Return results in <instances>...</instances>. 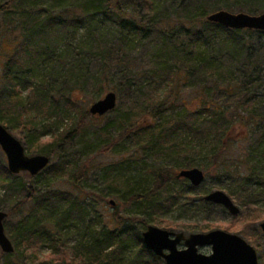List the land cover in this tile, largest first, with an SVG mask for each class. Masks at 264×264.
I'll list each match as a JSON object with an SVG mask.
<instances>
[{
    "label": "trees",
    "instance_id": "trees-1",
    "mask_svg": "<svg viewBox=\"0 0 264 264\" xmlns=\"http://www.w3.org/2000/svg\"><path fill=\"white\" fill-rule=\"evenodd\" d=\"M220 10L260 14L264 0L0 2V40L15 44L0 76V124L23 129L27 149L58 160L38 176L25 173L30 181L44 176L45 186L27 182L24 201L9 199L8 215H19L17 222L5 224L15 252L2 253L0 264H165L144 245L142 233L150 225L144 215L173 232L184 228L155 218L173 210L203 214L204 222L229 215L204 196H194L201 186L178 177L197 167L205 181L215 174L216 188L254 221L264 214L258 206L264 203V134L248 149L249 169L242 166L243 157H228L237 142L252 135L249 126L264 121V102L248 99L251 88L256 92L264 84V32L207 21ZM111 85L118 105L109 112L108 125L117 135L100 128L92 140L85 135L84 150L111 151L119 138L126 139L123 149L137 150L127 167L106 168L109 188L139 206L130 217L115 211L114 229L87 222L86 197L80 195L89 159L66 157L75 136L84 139L90 127H97L96 116L79 110L77 96H101ZM187 87L194 97L183 100ZM104 134L106 143L99 140ZM73 166L75 195L49 187ZM115 171L117 176L108 175ZM7 176L16 177L0 162V184ZM71 227L77 231L68 233Z\"/></svg>",
    "mask_w": 264,
    "mask_h": 264
},
{
    "label": "rangeland",
    "instance_id": "rangeland-1",
    "mask_svg": "<svg viewBox=\"0 0 264 264\" xmlns=\"http://www.w3.org/2000/svg\"><path fill=\"white\" fill-rule=\"evenodd\" d=\"M0 2H2V0H0ZM231 13H246V12L234 11ZM250 15H253V14H250ZM254 15H259V14H254ZM3 20H4L3 15H0V24L2 27L1 35H2V31H3V26H2ZM14 46H15V44L11 43L8 39H1L0 40V76L3 72L2 71L3 70V67H2L3 63L6 61L8 55L10 53H12V51L14 50ZM111 89H112V85H111L110 89L104 91L101 96H96L93 98L91 96H77V100L80 101L79 110L80 111L83 110V112L89 113L90 106L94 102L102 99L106 93L113 92ZM189 89L190 88L187 87V88H184L182 90L181 93L183 96V100H189L190 98L194 97V92H191ZM163 92L164 91H162V93ZM27 93H28V91L24 92V94H27ZM248 97H249L248 99H251L253 97H257L258 100H262L264 102V84L256 92L251 88L250 92L248 93ZM117 105H118V103H117ZM122 110H125V108H123ZM179 111H181V108H179V105H178L177 112H179ZM78 116L79 115H77L76 117L78 118ZM112 116H113L112 113H108L102 117H97V116L94 117L95 120H93V122L95 125H97V127H90L87 130L88 132H86L84 134V139H82L83 138L82 134L80 137L75 136L74 140L72 141L73 144L71 145V147L69 148V145H70L69 144L64 148V149L69 148L67 153H66V157L73 159L72 156L74 155V157L80 161H84L86 159H89L88 162L85 163L87 165L86 171H85V173H87V181L85 182V184H83L85 187V191H84V193H82L80 195L81 197H86V201L84 203V206L86 208V213H87V218H86L87 222L93 227L97 226L99 228V227H103L104 225H107L110 229H114L116 227V223H114V221L112 219V215L115 213V211H118V214L125 216V217H130L135 213H139L138 212L139 206L137 204H128L125 201L126 198L122 197V195H120L121 193H117V189H110L109 188L110 184L105 181V177L107 176L106 168H108V166H110V165L120 166L121 165L122 168L127 167L129 163H132L129 160L134 155L133 152L137 151V150L132 151L130 149H123V147L127 145V142L125 144L126 139L124 140V138H119L116 141L117 145L116 146L114 145L115 147L111 151H108L105 153H101V152L97 151V148L94 145L93 146L95 148L94 149L95 151L92 154L89 153V151L84 150V144H86L85 143L86 142L85 141L86 140L85 135H87V137L90 138L89 140H92L91 138L96 137V135L98 136L97 132L100 128L105 127V128H107L109 134H112L113 136L117 135L114 128H111L108 125V119L111 118ZM75 121H76V119H75ZM90 123H92V122H90ZM1 125H5V124L1 123ZM67 126L68 127L70 126V122H67L65 124V127H67ZM7 127H8L9 132L15 138H17L23 144L24 147H26L25 150H26V154L28 156L32 157L35 155H45L41 152V149H39V150L27 149L28 147L26 146V144H27L26 143V134H25V131L23 129L16 128V127L12 128L9 126H7ZM249 129L252 131V135H248L246 137V139H244L242 142L241 141L237 142L231 148V150L228 153L229 158L238 159V158L243 157L246 160V162L244 160H242L241 163L243 164L242 166H245L246 169L250 168L248 161H247L248 149H249V147L252 146L253 142L256 140V138L259 136V134H264V121H262V122L259 121L258 123L250 125ZM62 130L63 129H61V132H62ZM261 130H262V132H261ZM74 135L75 134H73V136ZM106 139H107L106 134L99 137L100 142L102 141L103 143L104 142L106 143ZM50 141H51L50 137L45 138L42 141V144L44 145ZM96 142H97V140L95 139V141L93 143H96ZM103 143L100 144L101 147L103 146ZM40 148H42V147H40ZM124 150H126V151H124ZM260 152H258L257 155H259ZM138 156H139V154H138ZM261 156H259V157H261ZM144 159H145L144 163H146L148 165L151 163V161L147 160V158L144 157L143 160ZM57 161H58L57 158H55V157H54V159L51 158L50 164L52 166H55ZM0 162H1V164L3 162H5L7 165L6 156L2 152L1 148H0ZM139 163H142V162H139ZM242 169H244V168H242ZM123 170L124 169H121V172ZM75 171H76V167H74V166L71 167L66 172L67 175L64 178H62L58 181H51L52 184L49 187H51L53 189H58L61 192H65V193H68L70 195L71 194L75 195V193H77V191H76L75 187L72 185V182L70 180L71 176H73L71 174H73V172H75ZM117 172L118 171H115L113 173H109L108 175L110 177H115V176H117L116 175ZM13 176H16V177L7 176L5 178V180H2L3 184H0V200L7 201V202L2 203L0 205V211H3L7 214H9L10 209H11L10 208V201H9L10 198L15 199L17 202H21V199H22V201L25 200L26 194H27V186H28L27 182H30L31 184H37L38 186H45V184H47V182H48L45 179V177L42 175L39 177H36L34 180H31V181L27 178L25 173H21L18 175L13 174ZM123 182L120 183L121 186H123ZM216 183H217V179H216L215 174H214L212 177L208 178L201 185L199 190L196 193H194V196H197L200 198V197H203V196L207 195L208 193L216 191V190L223 191L227 194V192L225 190L216 188V185H217ZM111 202H114L115 205H111ZM127 204L129 206H127ZM235 204L241 210L240 215L238 217H232L230 214L229 215L223 214L221 222H216L214 220H211V222H209V221L204 222L205 217L203 218V216H204L203 214H198V215L192 216V214H190V213L187 214V213H183V211H177V210H173L172 212L160 215L155 219L159 220V222L171 223L173 226L176 224L175 227L184 228L182 232H184L186 234L201 233L198 230L200 228V226L209 227L210 231H213V230L226 231V229L230 227V228H232V231H226V232L238 235V236L242 237L244 240H246L247 243H249L251 246H253L256 249L258 256L261 258V260H259L260 263L264 264V234H262L261 229H260V224L264 222V214L261 215L260 218H258L254 221V219L249 217L248 210H245L242 207H240L237 204V202H235ZM8 205H9V207H8ZM27 206H31V203L26 205L24 208L27 209ZM258 206L264 212V203L259 204ZM143 218H146L150 222L149 226L152 225V226H156V227L161 228V229H165L163 224L160 225V224L154 223V219L150 218V215L149 216L144 215ZM18 219H19V215L13 212L10 215H8V217L4 221V226H5L7 221L11 220L13 222H17ZM216 219H217V221H219V217H217ZM79 224H80V227L83 228V225H85V222H81ZM137 226H140V224H138ZM67 231H68V233L71 234V233H74L75 231H77V229L75 227H71V229L67 230ZM79 231H80V234L78 236V239L81 238V235L83 233L81 230H79ZM210 231L205 230L203 233H207ZM5 232H6V230H5ZM6 235L8 236V238L12 241V243L14 245L13 240L10 238V236L7 234V232H6ZM14 247H15V245H14ZM208 249L205 248L201 252L205 255L210 254L211 249L210 250H208ZM2 253L3 252L0 249V259L2 258ZM47 254H48V251H45L43 253L44 256H46Z\"/></svg>",
    "mask_w": 264,
    "mask_h": 264
},
{
    "label": "water",
    "instance_id": "water-1",
    "mask_svg": "<svg viewBox=\"0 0 264 264\" xmlns=\"http://www.w3.org/2000/svg\"><path fill=\"white\" fill-rule=\"evenodd\" d=\"M207 21L231 30H255L264 32V12L259 15L231 13L220 10L207 16ZM0 24V36H1ZM118 103L115 92H108L89 108L91 116L102 117L113 111ZM0 148L6 156L7 167L11 174L28 173L35 177L50 165V158L45 155L28 156L23 144L7 128L0 124ZM179 178L186 179L193 187H200L205 182V174L199 168L182 170ZM206 202L222 206L232 217H238L240 208L225 192L216 190L204 196ZM111 205H115L111 202ZM8 214L0 211V249L4 254H13L15 247L5 232L4 221ZM264 233V222L260 224ZM144 245L165 264H261L256 249L242 237L223 231L213 230L207 233H192L185 236L182 232H170L156 226H148L142 233ZM184 242L185 249L178 245ZM209 247L211 253L205 255L200 248Z\"/></svg>",
    "mask_w": 264,
    "mask_h": 264
},
{
    "label": "flooded vegetation",
    "instance_id": "flooded-vegetation-1",
    "mask_svg": "<svg viewBox=\"0 0 264 264\" xmlns=\"http://www.w3.org/2000/svg\"><path fill=\"white\" fill-rule=\"evenodd\" d=\"M206 196V195H205ZM228 212V211H227ZM261 229V228H260ZM170 232H173V231H170ZM175 232V231H174ZM180 233V231H176V233ZM261 232H262V230H261ZM182 233H184V232H182ZM185 234V236L187 237V236H189L190 234H192V233H189V234H186V233H184ZM262 234H264L263 232H262ZM208 249L209 247H204V248H200L199 249V252L200 253H202L201 251L203 250V249ZM178 249L179 250H183V249H185V245H184V242H181L179 245H178ZM208 250H210V248L208 249ZM211 253V252H210ZM203 254V253H202ZM206 255H209V254H206ZM160 258V257H159ZM162 259V258H161ZM258 259L259 260H261V258L258 256ZM163 260V259H162ZM164 261V260H163ZM260 262V261H259ZM164 263H165V261H164Z\"/></svg>",
    "mask_w": 264,
    "mask_h": 264
}]
</instances>
